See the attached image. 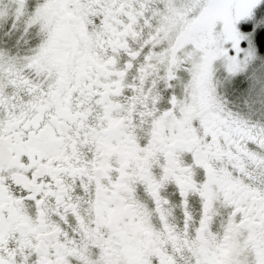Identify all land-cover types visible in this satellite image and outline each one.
Listing matches in <instances>:
<instances>
[{
  "label": "snow or ice",
  "instance_id": "snow-or-ice-1",
  "mask_svg": "<svg viewBox=\"0 0 264 264\" xmlns=\"http://www.w3.org/2000/svg\"><path fill=\"white\" fill-rule=\"evenodd\" d=\"M0 264H264V0H0Z\"/></svg>",
  "mask_w": 264,
  "mask_h": 264
}]
</instances>
